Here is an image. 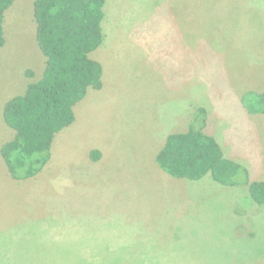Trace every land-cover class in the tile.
I'll use <instances>...</instances> for the list:
<instances>
[{
  "label": "rangeland",
  "instance_id": "374dc122",
  "mask_svg": "<svg viewBox=\"0 0 264 264\" xmlns=\"http://www.w3.org/2000/svg\"><path fill=\"white\" fill-rule=\"evenodd\" d=\"M34 2L15 0L5 14L0 148L16 133L6 102L46 66ZM104 9V42L91 54L103 89L75 106L35 177L13 179L0 153V264H264V207L249 186L176 178L155 159L202 102L224 154L264 181V118L247 121L235 97L247 82L264 90V0H107Z\"/></svg>",
  "mask_w": 264,
  "mask_h": 264
},
{
  "label": "trees",
  "instance_id": "16d2710c",
  "mask_svg": "<svg viewBox=\"0 0 264 264\" xmlns=\"http://www.w3.org/2000/svg\"><path fill=\"white\" fill-rule=\"evenodd\" d=\"M14 1L0 0V48L6 43L5 14ZM106 2L35 0L37 40L46 66L40 80L30 81L26 92L4 107V119L16 133L0 153L13 179L35 177L50 159L56 135L75 122V106L89 89H103L104 67L91 54L104 42ZM33 75L27 71L28 77ZM243 103L251 113H264V91L246 92ZM206 126L207 110L200 107L187 131L167 136L156 154L157 164L176 178L200 180L210 174L225 186L248 185L250 197L264 207V181H251L245 166L225 157ZM91 155L98 160L100 152Z\"/></svg>",
  "mask_w": 264,
  "mask_h": 264
},
{
  "label": "crops",
  "instance_id": "0c3cea01",
  "mask_svg": "<svg viewBox=\"0 0 264 264\" xmlns=\"http://www.w3.org/2000/svg\"><path fill=\"white\" fill-rule=\"evenodd\" d=\"M214 8V7H213ZM103 31H104V29H103ZM104 37H105V33H104ZM261 56H262V58H261V61L264 63V55H263V53L261 54ZM254 83H256V82H254ZM253 83V84H254ZM246 84H248V85H252V84H250L249 82H247ZM243 85V86H241V87H239V88H237V90H236V94H235V97H236V99H237V101L239 102V104H240V108H242L245 112H246V114H245V116H244V118L247 120V121H249L250 122V118H261V119H263L264 118V113H257V114H254V113H251V112H249V110L245 107V105H244V103H243V95L246 93V92H248V91H255V92H263L262 90H248L247 89V85ZM201 103L202 102H199V104L200 105H198V107L200 108L201 107ZM204 108V107H203ZM206 109V108H205ZM208 109V108H207ZM252 116V117H251ZM207 120H208V118H207ZM254 121V120H253ZM252 121V122H253ZM210 122L211 121H209L208 123H207V126H206V132L208 133V134H210V135H212V136H214L215 138H216V140L219 142V144L221 145V142L219 141V139H218V137H217V134L213 131V132H209L210 131V129H211V126H210ZM221 147H222V145H221ZM223 149V148H222ZM156 154H157V152H156ZM156 154H155V159H156ZM225 155V157H227V158H229V156H226V154H224ZM229 159H232V160H235V161H237L236 159L237 158H229ZM244 164V163H243ZM244 166V165H243ZM246 167V166H245ZM247 168V167H246ZM248 169V168H247ZM204 178H206V180H208V182H210V183H213V184H217V181H215L213 178H212V176L210 175V174H208L207 176H205ZM219 183V182H218ZM223 185V184H222ZM223 186H225V185H223ZM240 186H248V185H239V186H227V187H234V188H239ZM250 194V193H249ZM250 199H252L251 197H250ZM238 198L236 197L235 199H234V202L235 203H238ZM253 200V199H252ZM253 202H255V201H253ZM256 203V202H255Z\"/></svg>",
  "mask_w": 264,
  "mask_h": 264
}]
</instances>
